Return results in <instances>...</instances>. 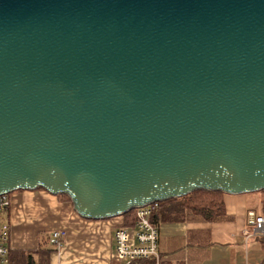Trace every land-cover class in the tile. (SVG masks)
<instances>
[{"label":"water","instance_id":"95a60500","mask_svg":"<svg viewBox=\"0 0 264 264\" xmlns=\"http://www.w3.org/2000/svg\"><path fill=\"white\" fill-rule=\"evenodd\" d=\"M85 220L264 191V0H0V196Z\"/></svg>","mask_w":264,"mask_h":264},{"label":"crops","instance_id":"0c3cea01","mask_svg":"<svg viewBox=\"0 0 264 264\" xmlns=\"http://www.w3.org/2000/svg\"><path fill=\"white\" fill-rule=\"evenodd\" d=\"M249 196L224 195L226 219L217 223L174 221L160 212L156 225L161 264H264V239L249 243L244 234L249 212H256L262 200ZM11 201L7 221L12 250L35 249L39 233L64 230V246L54 249L48 264H121L112 239L124 224L122 217L85 220L71 202L40 190L16 192Z\"/></svg>","mask_w":264,"mask_h":264},{"label":"built area","instance_id":"2783aa9c","mask_svg":"<svg viewBox=\"0 0 264 264\" xmlns=\"http://www.w3.org/2000/svg\"><path fill=\"white\" fill-rule=\"evenodd\" d=\"M160 203H153L134 210L135 223L120 226L113 234V247L118 261L127 264H161L159 252V229L152 219L160 209ZM10 195L0 196V264H9V243L11 227L7 214L11 209ZM245 236L264 238V216L251 211L248 214ZM66 231L55 230L48 236V243L56 250L64 246Z\"/></svg>","mask_w":264,"mask_h":264},{"label":"trees","instance_id":"16d2710c","mask_svg":"<svg viewBox=\"0 0 264 264\" xmlns=\"http://www.w3.org/2000/svg\"><path fill=\"white\" fill-rule=\"evenodd\" d=\"M40 191L44 190L40 189ZM249 195H262V198L257 197L258 199L262 200L259 204L258 209L255 211L258 215L264 216V191ZM57 197L71 202L70 199L66 196ZM223 197L224 194L220 192L196 191L182 198L172 199L160 203V209L156 212L155 216L152 219V222L154 224H158L157 215L160 212H163L164 216L167 219L174 221H192L205 223L222 222L226 219ZM120 217L123 218L124 226H132L135 223L134 210ZM39 246L40 245L38 243L37 248L32 250H12L9 243V264H36L34 260L35 254L41 256L40 264H48L50 254L54 251V249H41L39 248Z\"/></svg>","mask_w":264,"mask_h":264},{"label":"rangeland","instance_id":"374dc122","mask_svg":"<svg viewBox=\"0 0 264 264\" xmlns=\"http://www.w3.org/2000/svg\"><path fill=\"white\" fill-rule=\"evenodd\" d=\"M13 195H11V197H12ZM257 197H260V198H262V195H250L249 196V199H258ZM9 214V213H8ZM48 235H50V233L49 232H41V233H39V235H37V237H38V243H39V248H41V249H54L49 243H48V241H47V238H48ZM253 239H255V238H250L249 239V243L250 242H253L254 240ZM41 256L40 255H38V254H35L34 255V260H35V262H36V264H40V262H41ZM121 264H127L126 263V261H119Z\"/></svg>","mask_w":264,"mask_h":264}]
</instances>
